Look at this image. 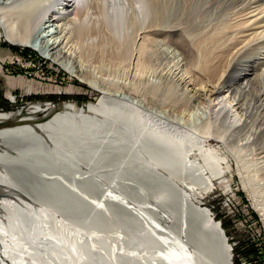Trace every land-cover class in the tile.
Masks as SVG:
<instances>
[{"label": "bare ground", "instance_id": "6f19581e", "mask_svg": "<svg viewBox=\"0 0 264 264\" xmlns=\"http://www.w3.org/2000/svg\"><path fill=\"white\" fill-rule=\"evenodd\" d=\"M215 1L143 0L140 18L134 0H0L7 42L32 48L101 94L86 106L0 109V264H233L224 229L199 198L231 173L207 147L211 138L225 143L237 136L264 165V61L253 53L264 44V0H253L227 67L209 70L215 77L206 87L186 85L206 105V118L184 121L171 113L175 79L169 83L163 70H155L150 87H139L141 60L152 68L159 55L173 57L163 46L168 37L195 65L204 20L221 10ZM93 14L108 18L114 43L124 46L120 57L136 46L129 86L100 83L74 55L70 37ZM262 168L258 179L242 164L237 176L264 219Z\"/></svg>", "mask_w": 264, "mask_h": 264}, {"label": "rangeland", "instance_id": "374dc122", "mask_svg": "<svg viewBox=\"0 0 264 264\" xmlns=\"http://www.w3.org/2000/svg\"><path fill=\"white\" fill-rule=\"evenodd\" d=\"M254 1H215V4H219L220 6L222 4L221 10L218 11V14L214 15L211 20L206 19L207 22L204 20V26L201 30L203 32L202 36L201 34L198 36V44L200 43L199 46L201 45L200 48H202H197V51H195L198 55L195 65L187 64L188 62L182 52L175 47L174 43L170 42V38L168 37L166 45L163 44V46L164 48H170L169 50H172V52L174 51L172 53L173 57H166L165 55L162 57L159 55L161 58H158V61L156 60L152 68L144 66L143 64L145 61L141 60L140 63L142 64L138 72L140 74L141 71L143 80L141 84H139V87L142 89L150 87L157 81L154 73L155 70L158 72L163 70L162 72L169 78L167 80L168 82L170 79L171 81L175 79L172 81L174 84L171 86L172 89L170 88V97L173 99H170L173 103L175 102L176 106L173 109L174 112L171 113L178 118H182L184 121H189L190 118H197L200 120L206 118L208 113L206 105H204L203 102L201 103L200 99L195 100L194 97L192 98V92H190L186 85L189 84L188 82H192L196 84L197 87H206L209 85L208 83H211L212 80L214 81L215 77V75L208 73L209 70L217 67V73H221L227 67L230 62L229 60H231L233 56L231 54L233 52L235 53V50L241 46L239 43H241L242 38H239V35L244 30L242 23L246 20V17H248L246 15L250 11V7L255 5V3H253ZM134 5L136 16L142 18L146 14L143 0H134ZM93 15L94 16L91 15L92 17L89 16L84 18L80 34H73L74 36L72 35L70 37L69 44L75 41L72 44V46L75 45L74 49L76 53L74 55H76L82 63L84 62L83 65L85 69L92 76L96 77L100 83L106 81L108 82L107 86L112 89H116L118 84H120V87L129 86L132 84L131 80L133 73H135L134 69L136 66L135 61L131 60L130 55L136 54V46H128L129 57H120L119 47L121 49L124 46H120L119 43H114L115 40L118 42V39H116L113 34L114 29L109 24L108 18H103L102 16L98 17L97 14ZM21 19H17L19 23H22L21 21H23V18ZM121 21L122 19L119 18L118 23L120 24ZM130 21L134 20L130 19ZM92 26L95 27L93 28ZM104 30L107 31L108 34L111 33L110 36L107 33L105 34L110 40L104 37ZM108 30H110V33ZM88 33H90L92 37L97 35L100 40H98L99 38L97 36L94 38L90 37ZM71 38L75 40L73 41ZM88 40L89 42L93 41V43H97L89 44ZM111 40L114 41L112 42ZM204 41L205 44L207 43L206 45ZM100 43L102 45H100ZM203 44L205 46H203ZM263 45L257 47L256 50L253 51L254 54H257V50L263 53L259 55L260 62L264 61ZM205 53H208V55ZM172 54H170V56H172ZM206 62L211 64L209 65L210 67H204L207 66ZM214 64L216 65L212 66ZM187 65L188 67H186ZM176 73H179V75L184 74L182 77L185 78L180 80V76L174 77ZM103 78L105 80H103ZM139 78L140 76H138L137 79ZM176 78L178 82H175ZM209 80L210 82H207ZM113 81H118V84H112ZM171 81L169 83H171ZM28 85L32 87L30 93L25 90ZM169 85L170 84H168V86ZM50 89H60L61 91L53 92L50 91ZM100 96L101 94L99 92L90 88L87 84L82 83L59 65L49 59L46 60L32 48L17 46L7 42L3 37V30L0 22L1 110L9 113H18L28 105L34 103L46 104L48 105L47 109L51 110L54 107H58V104L67 101H75L80 106H86L90 102L98 103ZM192 104L194 106H192ZM167 113H170V111H167ZM195 120L196 119L190 120V122ZM242 131L244 134L249 132L246 129ZM236 137L237 136L225 143H223L222 140H218V138H211L210 142H207V147H214L218 155L224 158L225 161H228L231 173L227 174L225 184H217L215 185L217 187L214 186L211 190L204 193L199 198V204L208 208L212 217L216 219L224 229L226 239L228 238L227 242H229L232 247L233 264H264V219L251 205V201L246 192H244L241 181L237 176L238 166L244 164L247 168L252 169V175L253 173H257V177L260 179L263 175L262 167L264 165L257 164L254 159L255 151L251 147L243 145ZM213 213H217L218 217L216 218ZM255 215L257 217H255ZM122 236L123 235H121L122 239L126 238L125 235Z\"/></svg>", "mask_w": 264, "mask_h": 264}, {"label": "built area", "instance_id": "2783aa9c", "mask_svg": "<svg viewBox=\"0 0 264 264\" xmlns=\"http://www.w3.org/2000/svg\"><path fill=\"white\" fill-rule=\"evenodd\" d=\"M214 214V216L217 218L218 217V214L217 213H213ZM222 222V221H221Z\"/></svg>", "mask_w": 264, "mask_h": 264}, {"label": "trees", "instance_id": "16d2710c", "mask_svg": "<svg viewBox=\"0 0 264 264\" xmlns=\"http://www.w3.org/2000/svg\"><path fill=\"white\" fill-rule=\"evenodd\" d=\"M12 46V45H11ZM255 217H257L256 215H255ZM224 225V224H223ZM254 248V247H253ZM264 249V248H263Z\"/></svg>", "mask_w": 264, "mask_h": 264}]
</instances>
